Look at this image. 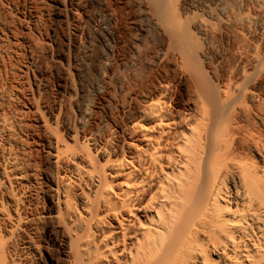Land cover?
<instances>
[{
	"label": "bare ground",
	"instance_id": "1",
	"mask_svg": "<svg viewBox=\"0 0 264 264\" xmlns=\"http://www.w3.org/2000/svg\"><path fill=\"white\" fill-rule=\"evenodd\" d=\"M54 8L82 56L53 109L0 91V264H264V0Z\"/></svg>",
	"mask_w": 264,
	"mask_h": 264
},
{
	"label": "rangeland",
	"instance_id": "2",
	"mask_svg": "<svg viewBox=\"0 0 264 264\" xmlns=\"http://www.w3.org/2000/svg\"><path fill=\"white\" fill-rule=\"evenodd\" d=\"M56 1L59 0H0V91L4 90L11 95V108H6L8 112L25 110L26 107L28 109L29 104L34 102L39 104L41 110L44 107L43 112L46 107L55 108L59 102L56 81L63 78L64 71L54 64V60L60 58L66 65L74 57L82 56L81 52L76 53L65 42L64 36H68L70 20L63 21L57 15L54 8ZM61 1L66 4L70 2ZM83 1L86 11L95 15L99 10V0ZM122 1L114 0V3L120 4ZM7 15L12 19L9 16L7 18ZM89 22L87 19L82 21L86 29L84 34L91 32ZM84 34L81 35L83 39L80 37L82 42ZM40 84L47 90L48 103L44 106L41 103ZM26 119L31 123L28 141L33 150V159L41 166L39 135L31 118ZM17 191L22 197L28 196L25 186L17 187ZM42 209L41 202L37 201L27 203L24 212L37 216Z\"/></svg>",
	"mask_w": 264,
	"mask_h": 264
}]
</instances>
